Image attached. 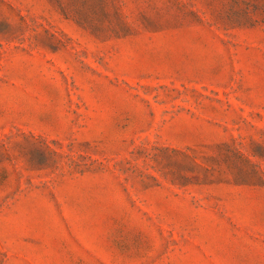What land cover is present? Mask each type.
Returning a JSON list of instances; mask_svg holds the SVG:
<instances>
[{
  "label": "rangeland",
  "instance_id": "374dc122",
  "mask_svg": "<svg viewBox=\"0 0 264 264\" xmlns=\"http://www.w3.org/2000/svg\"><path fill=\"white\" fill-rule=\"evenodd\" d=\"M0 264H264V0H0Z\"/></svg>",
  "mask_w": 264,
  "mask_h": 264
}]
</instances>
